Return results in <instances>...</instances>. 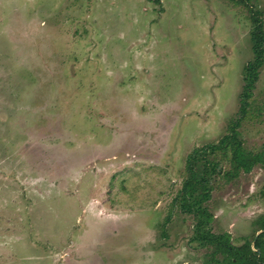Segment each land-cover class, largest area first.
<instances>
[{"label":"rangeland","instance_id":"obj_1","mask_svg":"<svg viewBox=\"0 0 264 264\" xmlns=\"http://www.w3.org/2000/svg\"><path fill=\"white\" fill-rule=\"evenodd\" d=\"M254 19L264 0H0V264H235L198 223L264 250V164L209 152L238 122L264 156Z\"/></svg>","mask_w":264,"mask_h":264},{"label":"trees","instance_id":"obj_2","mask_svg":"<svg viewBox=\"0 0 264 264\" xmlns=\"http://www.w3.org/2000/svg\"><path fill=\"white\" fill-rule=\"evenodd\" d=\"M254 28L251 33V39L253 42V53H254V59L253 61L249 62L246 67L244 68V81L245 84L243 86V92H242V99H241V112L244 113L246 111V108L248 106L247 100L249 99L253 86L257 81V72L258 69L262 67L264 62V29L263 24L261 21L254 19ZM238 127V122L232 126L230 134L224 136L221 140H219L218 144L215 146H211L209 149V152H214L217 150H223L226 148V146H229L231 148V155H230V161L234 168L239 171H248L252 168V166L256 163H263L264 164V156H260L258 154L251 155L247 152H245L242 148V143L238 139V134L236 132V128ZM205 151L201 156V159L205 161ZM193 162H189V176L190 180L188 182L192 184H185L184 189L187 191H191L192 189H189L192 185H195L198 180L199 182H202V187L204 188L207 183V179L209 177L204 178L201 176L199 177L196 175L193 166ZM192 166V167H191ZM208 167V166H207ZM205 167L203 169V173L205 175H208L212 172L213 165L211 167ZM203 174V175H204ZM192 196V194H191ZM193 199L195 203L191 206H188V210H192L195 208V204L198 203V199L193 196ZM199 206V205H196ZM196 231L199 233V238L202 239L206 244H212L216 245L218 249L222 251L226 257L232 259V261L235 264H262V258L264 257V250H262L259 246V239L260 237H257V239L254 241V247L255 251L252 250L249 243H245L243 246L239 248H235L233 246H230L228 243V235L226 236H214V235H208L207 233L202 231V224L198 223L196 226Z\"/></svg>","mask_w":264,"mask_h":264}]
</instances>
